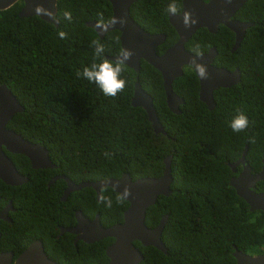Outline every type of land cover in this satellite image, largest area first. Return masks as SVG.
Returning <instances> with one entry per match:
<instances>
[{
    "label": "trees",
    "instance_id": "1",
    "mask_svg": "<svg viewBox=\"0 0 264 264\" xmlns=\"http://www.w3.org/2000/svg\"><path fill=\"white\" fill-rule=\"evenodd\" d=\"M168 3L169 0H135L129 6V16L142 30L164 34L163 42L155 49L157 54L177 38L167 21ZM177 4L180 8V0ZM21 6L19 0L0 10V84L10 88L23 108L5 127L30 143L42 145L57 168L31 170L22 155L7 156L19 164L15 167L25 176L28 172L33 176L22 187L25 203H33L35 210L25 213L24 230L26 235L32 234L31 238L41 240L47 257L57 264H106L104 249L112 242L107 237L73 246L70 234L54 240L53 229L50 237L46 235L55 217L44 206L60 183L55 181L45 190L44 182L49 176L59 172L90 182L117 179L123 173L130 180L159 177L166 155L171 157L170 195L157 196L146 209L143 221L147 228H153L160 216L167 214L160 236L166 254L133 241L142 255L138 264H234V248L247 254L264 252V214L249 212L245 202L235 195L227 183L234 174L225 164L238 159L246 144L244 158L251 173L261 168L264 0H245L234 13V19L253 23L234 51H229L233 33L222 25L215 33L198 28L184 44L185 51L191 54H203L214 47L212 66L239 71L237 84L212 92L211 110L198 100L195 74L183 67L181 75L171 82L172 92L183 103L178 114L169 112L159 73L140 60L137 79L150 96L165 135L154 134L145 112L130 105L135 74L129 68L125 67L121 75L126 87L116 97L103 95L95 83L77 76V70L82 71L97 59L91 41L99 40L104 45L103 57L119 53L116 30L105 33L100 40L85 25L90 20L100 24L110 19L111 7L106 0H56L57 27L37 16L19 17ZM66 11L71 13V21L65 19ZM59 31H64L66 38L61 39ZM240 112L249 123L244 131L236 133L230 121ZM4 190L0 181V194ZM101 190L112 197L111 208L96 201L91 188H83L66 198L64 204L70 205V212L63 224H74L72 210H79L88 220L98 214L102 227L121 222L127 202L117 204L115 192L108 187ZM255 190L264 192V180L255 184ZM2 244L5 241H0L3 247Z\"/></svg>",
    "mask_w": 264,
    "mask_h": 264
},
{
    "label": "water",
    "instance_id": "2",
    "mask_svg": "<svg viewBox=\"0 0 264 264\" xmlns=\"http://www.w3.org/2000/svg\"><path fill=\"white\" fill-rule=\"evenodd\" d=\"M19 0H0V10L9 8L13 3ZM22 6L17 13L19 17L37 16L44 22L57 27L55 20L56 0H20ZM111 7L110 20L104 24H109L113 17H122L126 23H119L110 26L105 31L98 30V24L93 21L85 22L87 27L93 29L99 39L111 30L119 33V45L121 48H127L132 52V59L127 62L125 67L138 72L139 61L144 60L147 64L157 70L160 74L162 89L164 93V102L169 112L179 113V105L183 103L171 90V82L182 73V68L191 67V60L196 57L194 54L186 52L183 45L189 40L191 35L198 28H205L209 33H215L218 25H223L233 33V44L229 51H234L244 36L245 30L252 26V22L238 21L232 18V15L242 6L245 0H180V14L167 15V21L176 33V41L162 54L155 53V47L163 39L162 34H150L142 30L129 16V6L135 0H106ZM48 10L53 14L48 16L45 12ZM189 10L195 18L196 23L191 27H185L182 23V14ZM214 47H210L207 52L197 57L207 66L208 78L201 79L195 74L198 82L197 97L207 110L214 107L212 92L217 88H228L239 82V71L235 68L228 71L224 68H217L210 65V61L215 56ZM104 58L114 60L116 57ZM132 95L130 105L140 107L146 114V119L150 124L154 134H165L160 123L156 118V113L152 107V100L140 87L137 78L133 81ZM21 105L16 101L10 89L4 84H0V181L5 185H17L26 181V178L16 173L15 167L5 152L22 155L28 161L32 169H51L54 164L47 157L44 147L38 143H30L23 139L19 134L5 127L11 117L22 111ZM5 151V152H4ZM246 145H244L240 157L232 163H225L231 172L240 165L241 170L237 176L230 177L228 180L235 194L240 197L248 206V211H261L264 214V193H255L252 188L257 180L264 178V155L261 157V168L256 174L250 173V167L245 164L244 155ZM170 156L163 158L162 175L159 177H144L133 181L127 174H122L119 178H109L97 182H82L74 185L64 176L51 178L46 183L49 186L54 179L62 178L66 182L64 195L65 199L68 192L78 190L82 187H90L94 190L96 200L99 198V189L109 187L115 193H119L124 185H128L131 195L125 199L127 207L122 213V220L108 227H102L99 224V216L95 214L92 220L85 219L79 211L73 213L75 225L72 228H63V231L75 234V240H82L91 244L103 238H112V242L104 249L107 258L106 264H138L142 255L132 244L137 241L141 246H152L163 254H166V248L160 240V235L167 219V214L160 216L158 223L153 228H147L143 221L146 209L151 206L156 197L168 196L170 194L169 184L171 182L169 169ZM2 219V218H1ZM235 264H264V252L260 254L247 255L234 250L231 253ZM10 256V254H8ZM0 264H9L0 260ZM14 264H57L47 257L42 249V244L38 240L30 242L26 248L18 255Z\"/></svg>",
    "mask_w": 264,
    "mask_h": 264
},
{
    "label": "clouds",
    "instance_id": "3",
    "mask_svg": "<svg viewBox=\"0 0 264 264\" xmlns=\"http://www.w3.org/2000/svg\"><path fill=\"white\" fill-rule=\"evenodd\" d=\"M204 1V0H202ZM206 1V0H205ZM166 11L169 13V14H172V15H178L180 14V8L178 7V4H177V0H169V3L167 5V8H166ZM48 16H52L53 14L51 13L50 10H48L47 12H45ZM234 15V14H233ZM233 15H232V18H233ZM102 16V14H101ZM64 17L65 19L71 21L72 19V16H71V13L66 11L64 13ZM234 19V18H233ZM110 20V19H109ZM108 20V21H109ZM182 23L184 24V26L187 28V27H191L192 24L196 23V20L195 18L191 15V12L189 10H185L182 14ZM106 23V22H105ZM125 24L126 23V20L122 17H113L111 19V21L109 22V24H104V23H100L98 24V30L100 31H105L107 30V28H109L110 26L112 25H115V24ZM135 23V22H134ZM219 26V25H218ZM217 26V27H218ZM223 26V25H222ZM225 27V26H224ZM228 29V28H227ZM229 30V29H228ZM230 31V30H229ZM109 32V31H108ZM118 32V31H117ZM95 33V32H94ZM107 33V32H106ZM59 36L61 39H64L66 38V33L64 31H59ZM105 35V34H104ZM103 35V36H104ZM164 35V34H162ZM97 36V35H96ZM118 36H119V33H118ZM192 36V35H191ZM99 39V38H98ZM102 39V38H101ZM100 39V40H101ZM190 39V38H189ZM164 40V39H163ZM119 41V39H118ZM176 41V40H175ZM163 42V41H162ZM161 42V43H162ZM160 43V44H161ZM159 44V45H160ZM159 45H157L156 47H158ZM91 46L93 47L94 49V56L97 58L96 60H94V62L90 65V66H84L82 71L81 70H77V76L78 77H83L85 79H87L89 82H92V83H95L97 85V87L102 91L103 95L105 96H108V97H116L118 94L122 93L126 87V80L121 78V75L122 73L124 72L125 70V65L127 64L128 61H130L132 59V52L131 50L127 49V48H121L119 49V53L117 55H114V56H110V57H116L114 60H110V59H107V58H104L103 57V54L105 52V47L104 45L99 41V40H93L91 41ZM120 46V45H119ZM171 46V45H170ZM168 46V47H170ZM155 47V49H156ZM167 47V48H168ZM183 48H184V45H183ZM166 49V48H165ZM164 49V50H165ZM163 50V51H164ZM185 50V49H184ZM162 51V52H163ZM162 52L160 54H162ZM187 52V51H186ZM207 52V51H206ZM156 53V52H155ZM205 53V52H204ZM157 54V53H156ZM160 54H157V55H160ZM191 54V53H190ZM196 57H194L192 60H191V67L193 68V70L195 71V74L198 75L202 80L203 79H207L208 78V72H207V66L204 65L197 57L200 56V53L197 52L196 54ZM216 55V54H215ZM109 57V56H107ZM214 58V57H213ZM212 58V59H213ZM141 60V59H140ZM98 61V62H97ZM144 61V60H143ZM212 61V60H211ZM211 61H210V65H211ZM140 62V61H139ZM145 62V61H144ZM212 66V65H211ZM184 67H189L191 70L192 68L190 66H184ZM215 67V66H213ZM153 68V67H152ZM218 68V67H217ZM139 70V68H138ZM192 70V71H193ZM132 71V70H131ZM157 71V70H156ZM133 72V71H132ZM158 72V71H157ZM134 73V72H133ZM138 73V72H137ZM137 73H134L135 74V77L137 78ZM159 73V72H158ZM194 73V72H193ZM160 75V74H159ZM180 76V75H179ZM178 76V77H179ZM177 78V77H176ZM135 79V78H134ZM175 79V78H174ZM138 80V79H137ZM134 81V80H133ZM139 83V82H138ZM198 83V82H197ZM162 84V83H161ZM6 85V84H5ZM133 85V83H132ZM140 85V84H139ZM9 88V87H8ZM10 89V88H9ZM132 89H133V86H132ZM218 89V88H217ZM132 95V94H131ZM131 98V97H130ZM140 108V107H139ZM143 110V109H142ZM144 111V110H143ZM148 122V121H147ZM248 117L243 114V112H240L238 113L237 115H235L232 120L230 121V127L232 129L233 132H236V133H239V132H242L244 131L247 127H248ZM163 135V134H162ZM165 135V134H164ZM254 142V141H253ZM246 145V144H244ZM243 145V147H244ZM242 147V149H243ZM246 149H247V146H246ZM242 152V150H241ZM107 155V153H106ZM264 155V154H263ZM167 156V155H166ZM165 156V157H166ZM170 156V155H169ZM240 157V156H239ZM262 157V156H261ZM171 158V157H170ZM237 160V159H236ZM244 161H245V158H244ZM260 162H261V159H260ZM230 164V163H229ZM246 164V162H245ZM164 166V165H163ZM227 166V165H226ZM240 166V165H238ZM228 167V166H227ZM237 167V166H236ZM236 167H235V171L234 172H231L233 173L234 175L231 176V177H234V176H237V174L240 172L241 170V166H240V170L239 171H236ZM53 169V168H51ZM169 169H170V160H169ZM230 170V169H229ZM260 171V170H259ZM258 171V172H259ZM256 172V173H258ZM250 173H251V169H250ZM256 173H251V174H256ZM123 174H127V173H123ZM122 175V174H121ZM120 175V176H121ZM128 175V174H127ZM162 175V173H161ZM160 175V176H161ZM61 176V175H60ZM64 177H66L68 179V181L74 185H78L82 182H90V181H87V180H82V181H79L77 179H74V178H69L67 177L66 175H62ZM54 177H57V176H54ZM54 177H51V178H54ZM129 177V175H128ZM171 177V175H170ZM50 178V179H51ZM119 178V177H118ZM144 178V177H142ZM152 178V177H150ZM48 179V180H50ZM56 179H62V178H56ZM54 179L53 182L56 180ZM109 179V178H107ZM138 179V178H137ZM230 179V178H229ZM228 179V180H229ZM47 180V182H48ZM63 180V179H62ZM104 180V179H103ZM264 180L261 179V180H257L255 183H254V186L252 188V190L255 192V193H258V192H262V191H256L255 190V184L258 182V181H262ZM64 181V180H63ZM100 181V180H99ZM133 181V180H131ZM46 182V183H47ZM52 182V183H53ZM97 182V181H95ZM51 183V184H52ZM65 183V187H66V182L64 181ZM92 183V181L90 182ZM228 183V182H227ZM50 184V185H51ZM49 185V186H50ZM170 185V184H169ZM229 185V184H228ZM49 186H46L45 184V188L47 189ZM231 187V186H230ZM83 188H90V187H82L78 190H72L70 192H68V194L66 195V197H68V195L72 192H77V191H80L81 189ZM103 188V187H101ZM100 188V189H101ZM109 188V187H108ZM232 188V187H231ZM65 189V188H64ZM92 189V188H91ZM100 189H99V201L100 203L104 204L106 207L108 208H111L112 207V204H113V200H112V197L111 196H106L104 195L103 193V190H101L100 192ZM233 189V188H232ZM93 190V189H92ZM234 190V189H233ZM81 192V191H80ZM94 192V190H93ZM114 192V191H113ZM235 193V191H234ZM264 193V192H263ZM95 194V192H94ZM117 194V193H116ZM131 195V190L129 188L128 185H124L122 190L117 194L116 196V203L117 204H120L122 203L123 201H125V199H127L129 196ZM170 195V194H169ZM168 195V196H169ZM236 195V194H235ZM237 196V195H236ZM65 197V198H66ZM167 197V196H166ZM238 197V196H237ZM240 198V197H238ZM95 199H96V195H95ZM241 199V198H240ZM97 201V200H96ZM126 202V201H125ZM246 204V203H245ZM247 205V204H246ZM247 209H248V206H247ZM79 211V210H77ZM124 211V210H123ZM259 211V210H257ZM80 212V211H79ZM254 212V211H253ZM81 213V212H80ZM123 213V212H122ZM82 214V213H81ZM164 215V214H163ZM99 216V215H98ZM86 218V217H85ZM122 218V217H121ZM74 219V217H73ZM87 219V218H86ZM88 220V219H87ZM92 220V219H91ZM122 220V219H121ZM167 220V219H166ZM75 222V221H74ZM100 224V223H99ZM53 225V223H51L50 227ZM71 226V225H70ZM73 227V226H72ZM72 227H68V228H72ZM49 228L47 229L46 231V235L48 237H50L49 235ZM63 229V227H62ZM61 229V230H62ZM64 232V231H63ZM62 232V233H63ZM64 233H67V234H71V233H68V232H64ZM73 235V234H72ZM161 236V235H160ZM33 239V238H32ZM31 239V240H32ZM39 239L38 237H35L34 240H37ZM32 240V241H34ZM30 241V242H32ZM40 241V240H38ZM29 242V243H30ZM41 242V241H40ZM28 243V244H29ZM234 250H237V249H233ZM232 251V252H233ZM238 251V250H237ZM231 252V253H232ZM240 252V251H239ZM242 253V252H241ZM263 253V252H262ZM244 254H247V253H244ZM257 254H260V253H257ZM247 255H253V254H247ZM232 256V255H231ZM234 264H235V260H234Z\"/></svg>",
    "mask_w": 264,
    "mask_h": 264
},
{
    "label": "flooded vegetation",
    "instance_id": "4",
    "mask_svg": "<svg viewBox=\"0 0 264 264\" xmlns=\"http://www.w3.org/2000/svg\"><path fill=\"white\" fill-rule=\"evenodd\" d=\"M7 154L8 153L5 152L6 156ZM11 155H18V154H11ZM12 164L14 165V167H15V164L19 165L16 162L15 164L12 162ZM29 168L31 170H36V169H32L31 167ZM56 168L57 166L54 164L53 169H56ZM15 170L19 176L25 177L26 181L20 184H17V185H5L4 184L5 190L3 193L0 194V241H5V244H2L3 247H5V249L2 246H0V260L8 262L9 264H14L18 255L26 248V246L28 245L30 241L34 240L31 238L32 234H27V235L25 234L23 218L26 212H34L35 210L33 208V203L31 202L25 203L24 190H22V187L30 179H32L33 176L29 172L25 176L24 172L20 171L16 167H15ZM60 175L62 176L63 174L57 172L49 176L47 180L50 179L51 177L60 176ZM47 180L44 182V188H45V184ZM55 181H60V183H58L56 188L54 189L52 196H51V201L46 202L44 206L46 210L48 211V213L51 216L55 217L54 221L52 222L53 225L48 230L49 235L51 236L53 234V229H56V233L53 235L54 240L63 237L64 232L59 234L61 232L62 227L68 228V227H72L75 225V222L71 226H65L63 224L64 219L67 218L70 212V205L64 204L67 197L64 200H62L63 195H64V188H65L64 181L62 179H56ZM45 190H48V188L47 189L45 188ZM75 211L76 210H72V217ZM70 235H71L70 242L73 246H75L77 243L88 244V243L83 242L82 240H75V242H73V239L75 238V234L73 235L70 234ZM1 238H4V240H2ZM29 238L30 240H28ZM37 240H40V239H37ZM10 243L13 244V246H10ZM24 243H26L25 247L19 250V247L21 245H24ZM43 248L44 246L42 244V249ZM8 254H10V256H8Z\"/></svg>",
    "mask_w": 264,
    "mask_h": 264
}]
</instances>
